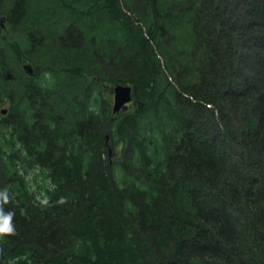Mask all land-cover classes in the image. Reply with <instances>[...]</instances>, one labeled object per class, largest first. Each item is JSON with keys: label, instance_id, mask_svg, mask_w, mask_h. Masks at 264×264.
Instances as JSON below:
<instances>
[{"label": "trees", "instance_id": "16d2710c", "mask_svg": "<svg viewBox=\"0 0 264 264\" xmlns=\"http://www.w3.org/2000/svg\"><path fill=\"white\" fill-rule=\"evenodd\" d=\"M5 102L0 264H264V0H0Z\"/></svg>", "mask_w": 264, "mask_h": 264}, {"label": "water", "instance_id": "95a60500", "mask_svg": "<svg viewBox=\"0 0 264 264\" xmlns=\"http://www.w3.org/2000/svg\"><path fill=\"white\" fill-rule=\"evenodd\" d=\"M25 68L31 70L30 64H26ZM113 92H114V102L112 107L113 112H118L121 109H126L128 107V104L133 100V86L131 84L117 83L113 87ZM6 112L7 109H2V113H6ZM169 264H179V263L177 261H172Z\"/></svg>", "mask_w": 264, "mask_h": 264}, {"label": "rangeland", "instance_id": "374dc122", "mask_svg": "<svg viewBox=\"0 0 264 264\" xmlns=\"http://www.w3.org/2000/svg\"><path fill=\"white\" fill-rule=\"evenodd\" d=\"M79 9L82 7V6H80V5H78L77 6ZM235 10H237L236 8H235ZM239 27V26H238ZM238 33V32H237ZM236 33V34H237ZM239 34V33H238ZM146 35L148 36V34H147V31H146ZM241 39H242V36L240 35L238 38H236V42H237V45H238V48H237V50H238V52H240V51H245L246 49L245 48H242L241 47V44H239L240 43V41H241ZM252 41V40H251ZM254 41V40H253ZM255 42V41H254ZM254 42L252 43L253 45H254ZM62 51V50H61ZM88 51H89V49H88ZM155 51L157 52V56H158V58H159V60H160V62H161V64H162V66H164L165 67V62H164V57H163V55L159 52V50L157 49V47H156V49H155ZM247 51V50H246ZM236 56V55H235ZM234 59H236L235 57H234ZM27 64H30V66H31V70H29L28 69V74L29 75H32V72L35 70V65L33 64V63H31V62H27ZM245 68H246V66H245ZM32 71V72H31ZM169 73L167 72V75H168ZM171 79H172V81H174V82H176L175 84L176 85H178V81L175 79V78H173V77H171ZM109 94V96H111V98H112V102H113V100H114V95H113V92L112 93H108ZM9 106H8V102H5L1 107H0V118L2 117V115H4V114H2V112H1V108H8Z\"/></svg>", "mask_w": 264, "mask_h": 264}, {"label": "clouds", "instance_id": "9594fccd", "mask_svg": "<svg viewBox=\"0 0 264 264\" xmlns=\"http://www.w3.org/2000/svg\"><path fill=\"white\" fill-rule=\"evenodd\" d=\"M0 195L3 196L4 201H7L8 197L6 193ZM13 215V212H5L2 208H0V234L14 232V227L12 224Z\"/></svg>", "mask_w": 264, "mask_h": 264}, {"label": "flooded vegetation", "instance_id": "af4514ba", "mask_svg": "<svg viewBox=\"0 0 264 264\" xmlns=\"http://www.w3.org/2000/svg\"><path fill=\"white\" fill-rule=\"evenodd\" d=\"M26 65V64H25Z\"/></svg>", "mask_w": 264, "mask_h": 264}]
</instances>
